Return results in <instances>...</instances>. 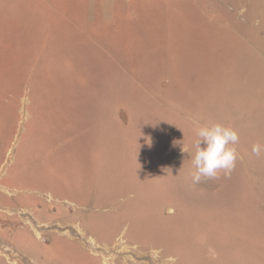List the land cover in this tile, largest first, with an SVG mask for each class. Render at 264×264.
Returning <instances> with one entry per match:
<instances>
[{
  "label": "rangeland",
  "instance_id": "374dc122",
  "mask_svg": "<svg viewBox=\"0 0 264 264\" xmlns=\"http://www.w3.org/2000/svg\"><path fill=\"white\" fill-rule=\"evenodd\" d=\"M263 50L264 0H0V196L67 197L99 238L122 226L102 241L120 262L264 264ZM204 123L239 132V158L197 182ZM95 187L98 206L77 197ZM70 230L8 239L19 264H101Z\"/></svg>",
  "mask_w": 264,
  "mask_h": 264
},
{
  "label": "bare ground",
  "instance_id": "6f19581e",
  "mask_svg": "<svg viewBox=\"0 0 264 264\" xmlns=\"http://www.w3.org/2000/svg\"><path fill=\"white\" fill-rule=\"evenodd\" d=\"M240 3V1H239ZM238 6V4H237ZM253 10V9H252ZM259 16V14H258ZM254 20V19H253ZM258 23V22H257ZM260 29V28H259ZM264 51V50H263ZM264 54V53H263ZM235 81V80H234ZM236 82V81H235ZM240 82V81H239ZM224 84V83H223ZM222 84V85H223ZM236 86V85H235ZM240 88V87H239ZM256 89V88H254ZM242 90V89H239ZM258 90V89H257ZM227 91V90H226ZM263 93V92H262ZM235 95V94H234ZM231 101V100H229ZM225 102L228 104V102L225 100ZM235 103V102H234ZM238 101L235 103L237 104ZM225 104V105H227ZM234 104V106H235ZM239 105V104H238ZM216 106V104L214 105ZM213 106V107H214ZM229 106V105H228ZM240 106V105H239ZM212 107V108H213ZM238 107V106H237ZM236 107V109H237ZM228 108V107H227ZM231 108V107H229ZM240 108V107H239ZM259 109V107H258ZM215 110V109H214ZM229 110V109H228ZM234 110V109H232ZM231 110V111H232ZM240 110V109H239ZM227 111V110H226ZM229 111V112H231ZM235 111V110H234ZM233 111V114H234ZM242 111V109L240 110ZM239 111V112H240ZM235 112H238L235 111ZM193 113V112H192ZM223 113H225L223 111ZM228 113V112H227ZM232 114V112H231ZM195 115V114H194ZM226 116H228L227 114H225ZM243 115V113H242ZM224 116V115H223ZM230 116V115H229ZM228 116V117H229ZM232 116V115H231ZM237 117V116H236ZM236 117L234 118L232 116V118L236 119ZM243 117V116H242ZM239 118V117H238ZM237 120H240L238 119ZM226 119V118H225ZM230 120V119H229ZM233 121V119H232ZM241 121V120H240ZM243 121V120H242ZM231 122V120H230ZM235 123H237L238 121H234ZM248 123V122H247ZM238 124V123H237ZM264 124V123H263ZM261 124V125H263ZM125 125V124H124ZM230 125V124H228ZM233 125V124H231ZM240 125V124H238ZM259 126H261L260 124H258ZM248 126V124L246 125ZM240 127V126H239ZM247 128V127H246ZM249 128V126H248ZM247 128V129H248ZM257 126V130H258ZM264 128V127H263ZM262 128V130H263ZM239 129V128H236ZM242 129V128H240ZM245 129V128H244ZM261 129V128H260ZM251 130V129H250ZM254 130V129H253ZM252 130V132H254ZM247 131V130H246ZM256 131V129H255ZM248 132V131H247ZM264 132V130L262 131ZM239 133V132H238ZM245 133V132H244ZM243 133V134H244ZM250 133V132H249ZM255 133V132H254ZM241 134V131H240ZM242 134V135H243ZM253 135V133H251ZM256 134V133H255ZM260 134V133H259ZM159 135V134H158ZM258 135V134H257ZM160 136V135H159ZM247 138L249 136H246ZM264 137V136H262ZM260 135V138H262ZM250 138V137H249ZM259 138V137H258ZM259 138V139H260ZM254 139V138H251ZM264 139V138H263ZM184 141V140H183ZM248 141V140H247ZM253 141V140H251ZM263 141V140H260ZM249 142V141H248ZM255 142V141H254ZM258 142V141H256ZM259 144V143H258ZM263 144V143H262ZM261 145V144H260ZM264 145V144H263ZM262 145V146H263ZM252 146V144H251ZM246 147V146H245ZM253 147V146H252ZM264 147V146H263ZM247 148V147H246ZM264 150V149H263ZM172 153V152H171ZM256 155V154H255ZM260 156V155H259ZM257 157V155H256ZM171 158V156H170ZM173 158V157H172ZM249 161V160H248ZM251 162V161H249ZM250 164V163H248ZM239 166V165H238ZM247 167V166H246ZM257 167V166H256ZM263 167V166H262ZM261 169V168H260ZM248 170V168H247ZM263 170V169H262ZM165 171V169H164ZM261 171V170H260ZM178 174V173H177ZM168 175V174H167ZM179 175V174H178ZM177 175V176H178ZM180 176V175H179ZM178 176V177H179ZM156 178V177H155ZM170 178V177H169ZM170 180V179H169ZM171 181H172V177H171ZM177 182H179L177 180ZM179 184V183H178ZM181 186V185H180ZM176 190V189H175ZM187 190V189H186ZM0 192L1 193H5L6 195H11V191L4 185V184H0ZM262 194V192H260ZM46 200L49 201L51 203V201L59 200V198L53 197V195L51 194V192H47L46 193ZM201 194V193H200ZM199 194V195H200ZM185 195V192H184ZM190 197V194H188ZM263 195V194H262ZM194 196V195H193ZM261 196V195H260ZM264 197V196H263ZM55 198V199H54ZM66 198V197H65ZM261 198V197H260ZM1 202H0V206L5 208V212L2 211V209H0V214H3V216H1L0 218V236L2 238H7L8 239V233L10 231V229H13V231H19L21 230L23 233V229L26 231H29L32 233V235L35 237V239H41L42 234L44 233H49V232H54L56 234H58L59 236H65L66 238L73 237L72 231L70 229H74L76 231L77 234H79L81 236L82 240H79L82 242V244H84V242H87V245L89 247V251L90 254L94 257H97L98 259H100L101 264H140V263H136L134 261H127L124 259H121L122 261L120 262L118 258H113L110 255H106L104 254L105 251H107L106 249V244L102 242V239L99 237H95L97 238V240L90 235V232L86 229V227L83 225L82 221H81V217H79V215L77 214L75 208V204L73 201L69 200V199H65L63 200V204H59L60 206H54L51 207L50 205L46 204H31L29 202H26V200L24 201L23 204H8L5 202L4 198L2 196H0ZM54 199V200H53ZM262 199V198H261ZM264 199V198H263ZM262 199V200H263ZM4 200V201H3ZM40 200V199H39ZM190 200V199H189ZM261 200V201H262ZM29 201V200H28ZM34 200H31V202ZM36 202V201H35ZM38 202V201H37ZM40 202V201H39ZM25 203H28L29 205L32 206V208L25 210L24 208L20 209V206H23ZM57 203V202H56ZM168 203V202H167ZM264 203V202H263ZM35 205V206H34ZM259 205V204H258ZM10 207H18V209L15 210H10ZM73 207V208H72ZM170 207V206H169ZM264 208V206H263ZM161 209V208H160ZM16 211V212H14ZM51 222H55L54 224H51ZM214 228V227H213ZM109 236H105V238H107ZM74 239V237H73ZM108 239V238H107ZM84 241V242H83ZM116 243V242H115ZM133 247V246H132ZM150 247H152L153 249H156L158 247V245H154V244H150ZM9 251V252H8ZM3 252L5 254L0 255L1 259L3 261H5L6 263L9 264H19L18 258H17V253H15V251L13 250V247L9 244V239L6 240L4 242V247H3ZM18 252V251H17ZM131 260V259H130ZM149 261V260H148ZM231 261V260H230ZM157 262V261H156ZM158 263V262H157ZM230 263V262H229ZM142 264V263H141Z\"/></svg>",
  "mask_w": 264,
  "mask_h": 264
},
{
  "label": "clouds",
  "instance_id": "9594fccd",
  "mask_svg": "<svg viewBox=\"0 0 264 264\" xmlns=\"http://www.w3.org/2000/svg\"><path fill=\"white\" fill-rule=\"evenodd\" d=\"M195 135L194 152L189 153L196 170L194 180L216 179L221 173L230 176L239 158L237 131L220 123H204L197 127ZM260 150L259 144L253 146L257 155ZM182 151L186 152L184 148Z\"/></svg>",
  "mask_w": 264,
  "mask_h": 264
},
{
  "label": "crops",
  "instance_id": "0c3cea01",
  "mask_svg": "<svg viewBox=\"0 0 264 264\" xmlns=\"http://www.w3.org/2000/svg\"><path fill=\"white\" fill-rule=\"evenodd\" d=\"M100 14H101V11H100ZM103 182V181H102ZM104 189L105 188H103V189H101L100 187H98V189H96V187L94 188V190L92 191V192H87L86 194H83L82 196H77L78 198H83V200H85L86 201V203H93V202H95L96 204H97V206L99 205V204H101L102 203V199L104 198ZM99 193V194H98ZM61 199H69V198H61ZM70 200V199H69ZM72 201V200H71ZM94 204V203H93ZM93 204H91V205H93ZM85 207V206H84ZM123 227L122 226H120V228H119V231L117 232V233H115L116 232V229L114 230L115 232H113V234L112 235H110L109 237H107V238H105V236H103V237H100L101 239H102V241H106V240H111L116 234H120L121 232H123ZM22 231L21 230H19V231H13V229H10V231H9V235H8V237H13L12 235L14 234L15 235V233H21ZM96 234H93V236L94 237H96L95 236ZM66 238V237H65ZM70 240H74L73 239V237L72 238H70V237H68ZM80 242V241H79ZM104 243V242H103ZM9 244H10V242H9ZM11 245V244H10ZM80 245H81V247H83V249L90 255V256H92L86 249H85V247L81 244V242H80ZM12 246V245H11ZM14 249V248H13ZM16 251H18V253L19 254H21L22 256H24L25 258H31V259H33V262H35V263H37V264H40V262L39 261H37L36 259H34L31 255H29V254H26L25 252H19V250H16ZM94 257V256H93ZM2 259H1V257H0V261H1ZM3 261V260H2ZM1 261V262H2ZM100 262V261H99ZM4 263H5V261H4ZM9 264V263H8Z\"/></svg>",
  "mask_w": 264,
  "mask_h": 264
}]
</instances>
